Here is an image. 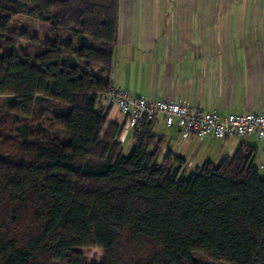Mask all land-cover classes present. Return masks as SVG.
Instances as JSON below:
<instances>
[{
	"label": "trees",
	"instance_id": "trees-1",
	"mask_svg": "<svg viewBox=\"0 0 264 264\" xmlns=\"http://www.w3.org/2000/svg\"><path fill=\"white\" fill-rule=\"evenodd\" d=\"M118 9L0 0V48L21 38L38 49L0 53V264H264L255 146L186 174L183 157L159 160L152 120L127 155L120 126H105ZM17 14L45 23L47 36L16 29ZM92 248L100 263L84 254Z\"/></svg>",
	"mask_w": 264,
	"mask_h": 264
},
{
	"label": "crops",
	"instance_id": "crops-1",
	"mask_svg": "<svg viewBox=\"0 0 264 264\" xmlns=\"http://www.w3.org/2000/svg\"><path fill=\"white\" fill-rule=\"evenodd\" d=\"M232 1L119 0L111 83L132 96L184 101L221 114L264 112V0ZM103 101L104 95L99 105ZM110 123L121 132L124 119L114 112L105 126ZM152 133L164 139L159 160L168 151L183 157L186 174L207 161L217 165L246 144L256 147L264 177V139L254 133L184 137L159 117ZM121 143L130 151L129 129Z\"/></svg>",
	"mask_w": 264,
	"mask_h": 264
},
{
	"label": "built area",
	"instance_id": "built-area-1",
	"mask_svg": "<svg viewBox=\"0 0 264 264\" xmlns=\"http://www.w3.org/2000/svg\"><path fill=\"white\" fill-rule=\"evenodd\" d=\"M103 95L104 101L99 105V110L106 115V120L109 121L114 112L124 119L118 136L121 142L124 129H129L133 137L135 132L141 130L145 121H154L158 117L166 126L177 127L184 137L190 133L197 136L211 133L222 139L254 133L264 139V112L221 114L216 108L204 109L184 101L132 96L121 86L112 83Z\"/></svg>",
	"mask_w": 264,
	"mask_h": 264
},
{
	"label": "rangeland",
	"instance_id": "rangeland-1",
	"mask_svg": "<svg viewBox=\"0 0 264 264\" xmlns=\"http://www.w3.org/2000/svg\"><path fill=\"white\" fill-rule=\"evenodd\" d=\"M224 3H231V0H223ZM236 1H239L238 3H245L246 0H233L232 3H237ZM11 24L18 30H26L28 33H35L36 37L38 39H44L47 36V26L45 23L38 21L32 17L23 15V14H17L14 15L11 18ZM37 46H30L27 40L25 39H18L14 45L10 48H0V53H6V52H15V53H20V52H26L30 54H34L37 52ZM95 69H93L94 71ZM98 103L96 104V106ZM42 120H45V117L41 118ZM47 125V124H46ZM46 125L44 124H39V127L42 126L43 129L46 130ZM33 128H36V123H33L31 125ZM49 131V130H48ZM50 132L58 136L59 138L62 137L61 132L53 127L51 128ZM126 144V143H125ZM124 144L123 148V153L127 155L129 153V150L126 149ZM84 254L87 256L88 261H96L98 263L101 262L102 260V253L100 250L96 248H92L90 250H83ZM195 257L198 258L199 260L203 261L202 256L200 254H195Z\"/></svg>",
	"mask_w": 264,
	"mask_h": 264
}]
</instances>
